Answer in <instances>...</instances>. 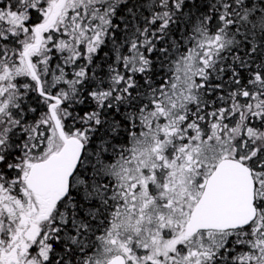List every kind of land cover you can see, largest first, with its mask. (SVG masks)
<instances>
[{
  "label": "snow or ice",
  "instance_id": "snow-or-ice-1",
  "mask_svg": "<svg viewBox=\"0 0 264 264\" xmlns=\"http://www.w3.org/2000/svg\"><path fill=\"white\" fill-rule=\"evenodd\" d=\"M0 264H264V0H0Z\"/></svg>",
  "mask_w": 264,
  "mask_h": 264
}]
</instances>
